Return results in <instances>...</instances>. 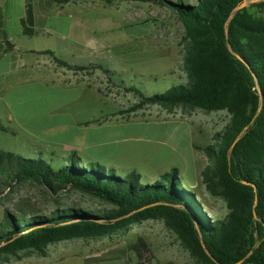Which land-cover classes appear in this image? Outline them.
<instances>
[{"label":"trees","instance_id":"1","mask_svg":"<svg viewBox=\"0 0 264 264\" xmlns=\"http://www.w3.org/2000/svg\"><path fill=\"white\" fill-rule=\"evenodd\" d=\"M132 1L153 3L177 14L183 25L179 66L184 76L181 83L151 95L135 85L118 84L138 98L121 114L153 105L187 115L196 110L225 111L229 115L225 127L212 142L194 148L208 162L199 173L200 181L210 196L223 201L226 213L209 218L194 191L183 185L177 167L142 180L134 170L119 175L77 151L57 160V155L24 156L0 149V193L33 184L50 195L53 206L42 212L17 203L4 210L0 261L20 252L45 256L51 244L112 237L155 220L175 236L191 264H264V17L242 5L264 10V0ZM21 28L28 37L41 33L34 27L31 2L26 4ZM41 53L75 73L91 74L96 69L109 73L101 64L69 63L49 49ZM107 79L115 84L110 76ZM5 130L0 120V131ZM65 190L86 200L62 205L59 195ZM126 246L136 256V264L156 263L144 237Z\"/></svg>","mask_w":264,"mask_h":264},{"label":"rangeland","instance_id":"2","mask_svg":"<svg viewBox=\"0 0 264 264\" xmlns=\"http://www.w3.org/2000/svg\"><path fill=\"white\" fill-rule=\"evenodd\" d=\"M44 1L50 0H42L43 9ZM68 1L70 2L68 9L60 12L61 20H56L61 23V27L56 21L50 27L54 36L47 37L43 33L31 39L22 37L19 42L26 48L32 46L35 50H44V48L57 50L59 55H56L69 63L101 64L102 68L109 70V73L100 69L94 70L91 74L75 73L57 66L54 61L45 62L47 59H52L48 55L29 58V61L44 63L45 68L48 69H43L44 74L46 72L51 74V70L56 68L59 70L57 74L52 73L56 78L65 79L66 82L74 85L76 90L88 85L90 91H84V95L77 92H52L50 87H43V84L35 79L27 81L30 83L29 88L19 93L22 99L20 105L14 108L18 120L29 121L38 116L46 117L48 110L47 113L52 112L62 100L73 96H79L85 107L81 112L82 117H87L90 113L91 116L100 113L99 110L102 108L104 118L94 122L95 124L108 125L131 117L136 118L137 121H131L136 125L127 130L123 129L120 140L109 146V152L98 150L94 156L101 154L103 161L107 160L104 156H113L107 163L99 161L108 170H116L119 175L134 170L142 175V180L159 177L172 167H177L184 180L183 185L194 191L206 215L211 219L223 216L226 213L223 201L210 196L200 181L199 173L208 162L202 151L194 148V144L203 146L212 142L213 135L225 127L229 115L225 111L201 110L187 115L180 109L168 113L157 105L147 106L135 113L121 114L138 98L133 93L125 92L118 84L135 85L144 94L151 95L164 92L168 87L182 82L180 77L184 74L179 64L183 51L180 43L183 25L177 14L166 7L132 0L114 1L111 4L106 3L105 0ZM185 1L196 2V0H182L183 3ZM247 5L250 11L264 17L263 9L249 3L245 4ZM47 11L48 9H44L43 17L38 22L40 28L50 26V21L46 17ZM69 21L75 22L73 39L83 42L80 45H85L77 54L74 51L75 45L69 46L68 40L65 39L63 46V40L58 35L66 31ZM107 76H110L116 85L108 81ZM23 78L25 81L31 77ZM0 146L5 150L14 149V152L25 155L29 151L54 152L40 142L27 140L24 134L17 135L16 132L0 133ZM117 150L118 153L115 155ZM56 152L62 153L60 150ZM57 157V160H62L67 156ZM49 196L33 184L17 185L14 189L4 190L3 194L0 193L2 201L0 221L4 210L17 203L30 205L42 212L50 210L53 206ZM59 196L63 201L62 205L81 204L86 200L85 197L69 190L60 192ZM139 236L144 237L151 246L155 254V264L192 263L188 253L161 221L147 220L112 237L66 240L49 245L45 256L20 252L8 261L1 260L0 264H55L54 261H57L63 252V254L71 253L79 256L78 251L96 252L109 244L133 242ZM63 261L64 263L59 264H75L71 258ZM102 262L121 264V260H102Z\"/></svg>","mask_w":264,"mask_h":264},{"label":"crops","instance_id":"3","mask_svg":"<svg viewBox=\"0 0 264 264\" xmlns=\"http://www.w3.org/2000/svg\"><path fill=\"white\" fill-rule=\"evenodd\" d=\"M28 2H31L33 7L34 27L41 32L40 34L45 33L47 37L54 36L50 27L56 20H61L59 19L60 12L67 10L70 3L68 0L44 1V9H48L46 17L50 21V26L40 28L38 22L43 17L44 11L42 8V0H0V120L2 123L8 125H5L6 130L4 132L0 131V133L16 132L17 135L22 133L26 136L27 140L40 142L44 147L54 151L52 153L29 151L26 155L22 154L24 156L39 154L44 157L51 155L68 156L72 151H77L78 155L101 163L99 161H103L101 154L100 156H94V153L98 152V150L101 152L103 150L109 152V146L120 140L119 137L121 136L122 130H127L136 125L131 121H137L138 119L131 117L130 119L120 120L108 125L95 124L94 122H98L99 119L104 118L103 112L101 111L102 108L99 110L100 113L94 114L93 116L90 113L87 117H82L81 112L85 107L78 98L79 96L62 100L57 108L50 113H47L48 110L46 112L47 116L43 118L38 116L29 121L18 120L14 114V108L20 105L22 99L19 93L26 91L30 84L27 81H32L33 79L43 84V87H50L52 92H77L78 94L82 93L84 95V91H90L88 85L87 87H81L76 90L75 86L66 82L65 79L56 78L54 74L52 75V73L55 72L57 74L59 71L56 68L51 70V74L47 72L44 74L43 69H47L44 63L40 64L37 61L28 60L33 57H44L48 55L41 53V51L49 49L35 50L32 46H30L32 49L26 48L24 44L19 42V39L22 37L29 39L34 37H28L22 34L21 19L26 14V4ZM55 12L57 13L55 14ZM57 23L61 27V23ZM74 24L75 22L69 21L66 31L58 35L63 40V46L65 45V39L68 40L69 46L70 44H74L76 47L74 51L77 54L81 49H84L85 45L82 46L80 44H83V42L81 43L77 39H73ZM52 51L58 54L57 50ZM52 61V59H47L45 62ZM23 77H31L29 78L31 80L26 79L24 81ZM108 138H112V140H108ZM0 149L5 150L1 146ZM57 150L62 151V153L59 152L61 154H57ZM6 151L14 152V149ZM117 153L118 150L115 152V155ZM104 157L107 160L103 162L107 163L110 157L113 156ZM62 254L57 261L53 260L55 264L64 263L63 260L69 258L75 261V264H103L102 260H121V264H136V256L133 252L128 251L126 244H109L96 252L78 251L79 256H74L71 253Z\"/></svg>","mask_w":264,"mask_h":264},{"label":"water","instance_id":"4","mask_svg":"<svg viewBox=\"0 0 264 264\" xmlns=\"http://www.w3.org/2000/svg\"><path fill=\"white\" fill-rule=\"evenodd\" d=\"M245 4H246V2H243V4H242V5H245ZM242 5H241V6H242Z\"/></svg>","mask_w":264,"mask_h":264}]
</instances>
